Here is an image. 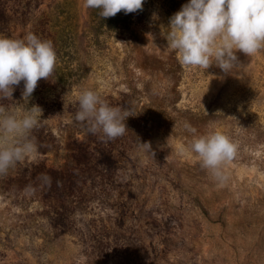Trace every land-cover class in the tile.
I'll return each mask as SVG.
<instances>
[{
	"label": "rangeland",
	"instance_id": "1",
	"mask_svg": "<svg viewBox=\"0 0 264 264\" xmlns=\"http://www.w3.org/2000/svg\"><path fill=\"white\" fill-rule=\"evenodd\" d=\"M188 2L143 0L127 27L96 33L85 0H43L0 34L33 32L58 57L25 105L43 109L38 152L0 177V264H264V50L237 52L229 74L183 65L165 34ZM23 88L0 104L21 111ZM86 89L132 114L123 136L105 142L75 121ZM186 125L236 143L224 186L180 151L194 139ZM72 146L92 164L113 162L91 167L58 206L41 177L53 179Z\"/></svg>",
	"mask_w": 264,
	"mask_h": 264
},
{
	"label": "clouds",
	"instance_id": "2",
	"mask_svg": "<svg viewBox=\"0 0 264 264\" xmlns=\"http://www.w3.org/2000/svg\"><path fill=\"white\" fill-rule=\"evenodd\" d=\"M142 6L143 0H85V7L99 9L102 18L114 17L120 11L134 13ZM165 36L183 65L205 70L215 65L229 74L239 63L237 52L250 57L264 50V0H189L170 18ZM57 59L50 39L33 32L22 38L0 35V100L12 99L15 87L24 83L21 111L0 104V177L38 152L33 132L40 126L43 109L25 105L38 82L53 76ZM77 103L75 121L86 125L89 133L100 134L105 142L128 130L126 120L132 114L110 105L96 91L83 90ZM186 128L194 139L180 151L194 154L201 167L224 186L229 179L226 165L237 154L236 143L220 131L196 135L194 127ZM141 146L152 152L150 142H141ZM41 179L50 185L51 177L43 175Z\"/></svg>",
	"mask_w": 264,
	"mask_h": 264
},
{
	"label": "trees",
	"instance_id": "3",
	"mask_svg": "<svg viewBox=\"0 0 264 264\" xmlns=\"http://www.w3.org/2000/svg\"><path fill=\"white\" fill-rule=\"evenodd\" d=\"M42 1L43 0H0V34L11 30L16 19L26 17L30 14L33 8L39 7ZM138 11L127 14H125L124 11H120L114 17L102 18L99 15V9L91 8V16L93 19L92 29L96 33H100L103 32L101 30H117L125 28L129 25L133 16L138 14ZM43 18L44 16L40 18L38 23L41 22ZM91 162V158L84 160V152L81 149V146H72L70 148L69 160L61 164L57 169H53L55 174L53 175V179H51L50 185L44 182L43 186L45 190L49 192L55 189L58 206H65L68 194H72L79 188L87 186L86 184H88V180L92 175H87V173H89L88 171L91 170V167L94 168L93 174H95L96 170L100 169L98 167L103 166L102 168H106V165L110 166L109 164L110 162H113V160H109V157L107 156L106 159L100 160L101 163L96 162L97 165L92 164ZM61 176L64 178L62 179V182L58 184L57 180ZM60 185H63V188H61ZM63 192H66V197H62L60 200V197L57 196H60L59 194H63ZM78 203L75 206H80ZM79 209L81 210L82 208Z\"/></svg>",
	"mask_w": 264,
	"mask_h": 264
}]
</instances>
